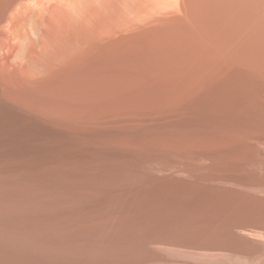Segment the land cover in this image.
I'll return each instance as SVG.
<instances>
[{
  "label": "bare ground",
  "instance_id": "obj_1",
  "mask_svg": "<svg viewBox=\"0 0 264 264\" xmlns=\"http://www.w3.org/2000/svg\"><path fill=\"white\" fill-rule=\"evenodd\" d=\"M191 2L0 0V264H264V2Z\"/></svg>",
  "mask_w": 264,
  "mask_h": 264
},
{
  "label": "rangeland",
  "instance_id": "obj_2",
  "mask_svg": "<svg viewBox=\"0 0 264 264\" xmlns=\"http://www.w3.org/2000/svg\"><path fill=\"white\" fill-rule=\"evenodd\" d=\"M195 1H197V2L195 3ZM243 1H245V2H249V1H255V2L261 1L262 2L263 1L264 2V0H219V1L218 0H192V2L189 5L190 7H188V9H185V8H187V7H185L182 14L185 12L184 14H187V17L189 20L191 17H194V16L200 17L201 15H204L206 13L209 15L211 13L212 14H219L223 11L229 12V11H231L229 8H227V10H226V7H228V5L233 4V3H237V2H243ZM193 4H194V6H193ZM224 4H225V6H223ZM208 6H210V7H208ZM195 8H196V10H193ZM198 9H200L202 12H198V13H196L197 14L196 15L194 12L200 11ZM199 13H201V15H199ZM182 14L180 16V19H178L177 21H174V22L172 21V22L166 23V24L164 23V26L162 24L161 28H160V26L157 27L156 35L154 36L155 37L154 38L155 39L154 47H155V52L157 53L156 54V61L157 62H160V61L161 62H174L177 60L179 62V61L183 60V56H184L183 54L185 53V42H186L185 38H184V36L186 35L185 30H187V28L193 26V24H194L193 22L195 20H192V22L189 21L192 25L189 22H188L189 24L185 25L188 20L185 17L186 15H184V14L182 15ZM193 14H194V16H193ZM156 46H157V48H156ZM174 48H175V50H174ZM259 190L258 191L253 190L251 192H248V194H250L251 195L250 197H252V198H255V199L258 198L257 199L258 203L262 202L261 205L264 206V204H263L264 203V191L262 192ZM260 200H262V201H260Z\"/></svg>",
  "mask_w": 264,
  "mask_h": 264
}]
</instances>
